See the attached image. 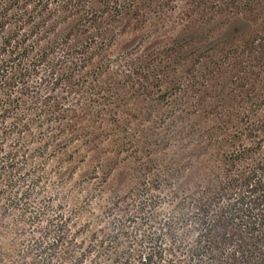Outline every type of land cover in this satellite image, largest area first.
<instances>
[{"label": "trees", "instance_id": "1", "mask_svg": "<svg viewBox=\"0 0 264 264\" xmlns=\"http://www.w3.org/2000/svg\"><path fill=\"white\" fill-rule=\"evenodd\" d=\"M236 16L253 31L192 55L182 44L102 51L151 22L176 31ZM71 22L66 39L45 43ZM74 32L85 42L73 46ZM129 92L138 106L148 98V111L130 108ZM172 102L170 116L160 112ZM142 112L155 122L137 128L145 150L186 149L179 168L202 173L189 187L183 175H144L78 252L64 203L44 197L45 161L73 155L90 134L84 121L119 137L136 130L123 114ZM16 210V231L30 237H0V264H87L90 254L100 264L98 249L111 264H264V0H0V222Z\"/></svg>", "mask_w": 264, "mask_h": 264}, {"label": "rangeland", "instance_id": "2", "mask_svg": "<svg viewBox=\"0 0 264 264\" xmlns=\"http://www.w3.org/2000/svg\"><path fill=\"white\" fill-rule=\"evenodd\" d=\"M71 26L72 22L58 25L54 31L46 35L45 43L66 39ZM165 26L162 27L156 22H151L146 27L128 30L120 34L111 46L103 45V54L114 56L125 49L137 47H141L143 52H149L166 44L171 46L182 44L184 48L181 53L192 55L199 48H205L228 37L238 35L242 37L253 31L249 19L242 16L232 17L223 22L216 20L206 24L192 23L191 26L186 27L182 24L176 31L166 29ZM71 38L72 45L78 46L85 42L86 35H75L74 32ZM187 63L183 67L179 66V73L189 67L190 61ZM130 94V92L124 94L126 99H129V107L139 108L140 104L138 106L137 100L130 97ZM149 103L150 100L147 98L140 107L144 111H148ZM174 106L173 102L169 105L161 104L160 112L168 113L170 116L175 109ZM145 114L142 112L138 118L123 114L126 120L133 122L136 130H132L131 134H121L119 137L111 134V131L107 132L109 126L102 122L87 126L89 121H84L83 125L90 134H87L84 140L81 139L68 147V153L74 151L73 155L58 159L53 157L54 155H49L50 160L45 161L47 163L45 174L49 176L51 184L45 190L44 197L47 194H57L55 203H64L62 210L67 217H70L69 234L79 243V246L75 247L78 252L89 247L90 242L95 240V237H99L101 230L107 226L105 211L111 202L124 195L132 187H137L144 175L162 178L183 175L184 179L180 181V185L189 187L192 181L202 173V170L197 166H190L183 170L179 168L182 164L179 163L180 159L187 163L189 158V151L186 149L158 147L153 153L152 150H145L143 142L146 138L138 133L137 128L144 127L150 132L149 128L155 123L147 122ZM97 125L99 128L94 131L92 126L97 127ZM156 126L162 127L159 128V132H163L165 135L169 132L168 125H163L162 121H158ZM91 131L94 132L91 133ZM139 149L143 151L140 152ZM147 166L150 169L146 170ZM60 168L63 173L58 177L55 173ZM165 189H169V186H166ZM18 216L19 211L16 210L11 212L4 222H0V225H3L0 237H10L11 239L13 237H30L21 236L16 231L15 223ZM99 251L100 256L103 257L100 264H111V261L108 260L110 259L108 249H98ZM97 258L90 254L86 263L95 264Z\"/></svg>", "mask_w": 264, "mask_h": 264}]
</instances>
